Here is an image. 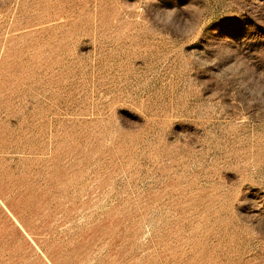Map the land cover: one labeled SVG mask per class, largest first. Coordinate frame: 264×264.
<instances>
[{
	"label": "rangeland",
	"instance_id": "obj_1",
	"mask_svg": "<svg viewBox=\"0 0 264 264\" xmlns=\"http://www.w3.org/2000/svg\"><path fill=\"white\" fill-rule=\"evenodd\" d=\"M0 264H264V0H0Z\"/></svg>",
	"mask_w": 264,
	"mask_h": 264
}]
</instances>
